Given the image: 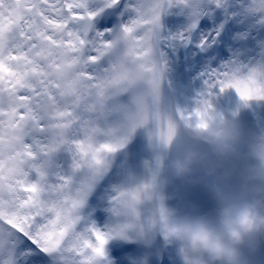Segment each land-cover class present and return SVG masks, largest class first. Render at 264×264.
Listing matches in <instances>:
<instances>
[{"label":"snow or ice","instance_id":"obj_1","mask_svg":"<svg viewBox=\"0 0 264 264\" xmlns=\"http://www.w3.org/2000/svg\"><path fill=\"white\" fill-rule=\"evenodd\" d=\"M227 0H0V264H112L107 245L135 236L120 206L156 195L151 178L114 187L90 202L109 166L138 128L157 148L212 123L211 102L173 113L161 106V16L188 9L191 24L171 39L190 41L207 8ZM245 11L261 14L264 0ZM204 35L202 49L215 42ZM208 95L235 89L264 100V62L231 61L206 74ZM128 103L121 101L124 95ZM108 213L103 226L94 214Z\"/></svg>","mask_w":264,"mask_h":264},{"label":"rangeland","instance_id":"obj_2","mask_svg":"<svg viewBox=\"0 0 264 264\" xmlns=\"http://www.w3.org/2000/svg\"><path fill=\"white\" fill-rule=\"evenodd\" d=\"M249 2L250 0H227V4L223 8H216L214 5L208 7L207 14L201 17L197 28L191 32L190 41L187 43L171 39V37L188 29L192 22L189 10L186 8L181 10L176 7L170 8L162 14L159 42V53L163 54L161 59L165 69L161 83L162 108L168 109V106H171L173 113L179 109L178 100L184 96L181 88L184 81H187L190 86L195 85L198 81L204 82L205 74L193 72L202 63H206L205 66H212L210 72L214 69L217 70L218 64L224 65L231 61L250 66L255 64V52L256 49L258 51L261 41L254 33L255 29L260 25L264 26V23L259 22L261 14H249L245 11ZM221 25L225 26V32L223 34L219 32V35L215 37V42L211 43L209 47L204 49L199 47L200 39L208 33L219 30ZM217 46L221 49L217 50L215 48ZM168 63L170 64L168 65ZM171 64L174 65V68L171 67ZM204 84L206 85V83ZM225 91V97L222 98L218 93V88L212 90L215 96H209L208 90L204 94L205 99L210 100L212 98L216 107V111L211 113L213 125L220 128L230 126L237 132L238 128V134L242 133L247 142L264 138V100L252 99L245 103L235 89ZM120 99L124 103L130 101L127 94ZM177 138L180 144L195 147L207 154L210 162L217 163L216 158L209 151L208 141L200 137L194 130L186 127L182 122H179ZM131 139L134 144L129 150L120 151L119 149L109 157L108 170L102 178L97 192L91 197V203H96L98 194L107 183L113 180L119 179L120 187H130L150 179L151 170L156 168L158 156L161 157L162 161L159 167L160 176L167 175L164 165L175 155L176 149L164 152L155 147L149 141L147 130L143 127L136 129L131 135ZM149 151L154 152V156L146 158ZM240 155L251 157L245 146L242 148L241 154L230 156L223 163L224 165L229 161L236 162L235 175L232 178V184L236 187H241L243 180L252 176L249 171L251 169L249 163H244ZM200 175L202 172H198L195 178ZM157 192L164 199L169 210L179 216L214 219L221 207L213 194L203 184H190L185 180L175 179L173 183L161 186L158 178ZM99 214H104L108 218V213L103 209H99L94 216ZM152 240V234L143 239L135 238L134 235L130 234V239L127 241L120 239L123 244L119 245L121 248L124 246L128 248L125 250V248L112 247L115 255L114 260L110 258L107 250L108 257L112 260V264H116L117 261V264H142V262L149 264L154 257ZM259 240L264 250V236L260 237ZM166 243L169 264H182L176 251L178 244L167 241ZM245 254L249 256L253 264H264V257H258L256 254L254 256L249 252L248 247Z\"/></svg>","mask_w":264,"mask_h":264},{"label":"clouds","instance_id":"obj_3","mask_svg":"<svg viewBox=\"0 0 264 264\" xmlns=\"http://www.w3.org/2000/svg\"><path fill=\"white\" fill-rule=\"evenodd\" d=\"M197 134L208 141L209 151L217 163L210 162L207 154L195 147L180 144L175 135L167 141L166 147L160 148L164 152L176 151L164 165L167 175L160 176V170L157 171L155 197L148 203L139 197L121 200L120 206L132 224L142 225L135 238L159 233L167 242L178 244L176 251L182 264H253L243 248L247 246L254 254L259 238L264 236V189H253L251 197L245 194L234 198L224 185L229 174L221 168L228 157L246 146L255 161L250 174L264 181V138L245 142L234 128H220L213 123L207 131ZM198 172L202 175L195 178ZM158 178L161 186L175 179L203 184L221 205L217 217L175 215L157 192Z\"/></svg>","mask_w":264,"mask_h":264},{"label":"bare ground","instance_id":"obj_4","mask_svg":"<svg viewBox=\"0 0 264 264\" xmlns=\"http://www.w3.org/2000/svg\"><path fill=\"white\" fill-rule=\"evenodd\" d=\"M214 33L215 32H213V34ZM231 49L234 50V48H231ZM169 64L170 63H168V65ZM205 64L206 63H202L199 67H197L195 69V71H193L194 73L197 72L196 74H199V73L205 74L204 82L203 81L202 82L201 81L200 82L198 81L195 85H191V86L188 85L187 81H184L182 83V87L181 88H182V93H184V96H182V98L180 100H178V108L179 109H181V110H189V111L190 110H193V109H195L197 107V101L198 100L205 99L206 98L204 96V94H205V92L207 90V85H205L204 83L208 79V77H207L206 74L210 72V68L212 66H205ZM222 65H223L222 63L218 64L217 70H219ZM171 67L174 68V65L171 64ZM218 93L220 94V97L222 98L223 96L225 97L226 91L221 92L218 89ZM212 95L215 96V94L213 92L211 93L210 96H212ZM210 102H211V106H212V108H211V113H212L213 111H216V107H215V104L212 101V98L210 99ZM237 130L239 132V129L238 128H237ZM178 131H179V122H177V133H178ZM239 135H240L242 141L247 142L246 138L242 135V133H239ZM256 140H258V139H254V141H256ZM243 147H245V146H243ZM243 147H241L238 150V152H237L238 155L242 153V148ZM153 156H154V152L149 151V154L146 155V158H151ZM240 157L242 158V160H243L244 163H246V164L249 163V168H252L255 165V161L252 159V157H244V155H242V156L240 155ZM114 187H120V185H119V179L113 180V181L107 183V185L104 186V188L102 189V191L100 193H102V192H108V193H110L111 190ZM94 218L96 219L98 225H100V226H103V224H105L107 222V220H108V218L104 214L95 215ZM107 250H108V253H109L110 258L112 260H114L115 255L113 253V248H112V246L110 244L107 245ZM255 254L258 257H262V258L264 257V250H263L262 246L260 245V243H259L258 250L254 253V256H256ZM116 264H117V262H116Z\"/></svg>","mask_w":264,"mask_h":264},{"label":"water","instance_id":"obj_5","mask_svg":"<svg viewBox=\"0 0 264 264\" xmlns=\"http://www.w3.org/2000/svg\"><path fill=\"white\" fill-rule=\"evenodd\" d=\"M250 181H253L250 183ZM262 188L264 189V182L258 179H248L244 182V191L247 195H254L253 189Z\"/></svg>","mask_w":264,"mask_h":264}]
</instances>
